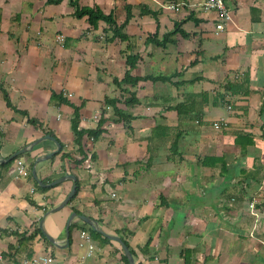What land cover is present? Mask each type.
I'll return each instance as SVG.
<instances>
[{"label": "crops", "instance_id": "1", "mask_svg": "<svg viewBox=\"0 0 264 264\" xmlns=\"http://www.w3.org/2000/svg\"><path fill=\"white\" fill-rule=\"evenodd\" d=\"M76 1L125 39L69 0H0V264H130L79 215L126 241L135 264H264V199L257 216L247 206L264 170V0H223L221 31L205 0ZM128 54L132 76L166 79L117 83ZM75 114L102 129L85 156Z\"/></svg>", "mask_w": 264, "mask_h": 264}, {"label": "trees", "instance_id": "2", "mask_svg": "<svg viewBox=\"0 0 264 264\" xmlns=\"http://www.w3.org/2000/svg\"><path fill=\"white\" fill-rule=\"evenodd\" d=\"M48 1H59V0H48ZM70 3L75 7L74 10V15L78 16V17H82V16H87L89 23L92 26H95L97 21L102 19L105 20L106 22H108L110 24V26H113V34L116 36H119L121 39H125V35L122 34L120 32L119 27L116 26V23L114 21V19L112 18L111 15L109 14H104L102 13L101 10L97 9V8H92L89 6H79L76 0H69ZM180 23H176L175 25V30L176 31H180L183 35H185V32L180 30L179 27ZM167 37V36H166ZM165 38V36H164ZM138 61V57L137 55H131L128 54L126 57V63H127V69L126 72L123 76L122 79L120 80H116L117 83H132V84H136L139 80H146V79H166L164 76H149V75H145V76H132L131 75V69L134 68L137 64ZM241 84H236V83H230L227 84V87L230 88L232 91H239V87ZM133 95V94H132ZM55 96L52 95V98H54ZM4 98L8 104V106H11V103L9 101V98L7 97V95L4 93ZM125 99V102L127 103L129 100ZM119 101L118 98L116 99H108V105L112 106L113 111L120 116L122 119H124L125 121H127L130 117V114L126 113L124 110H122L118 105L117 102ZM78 116L77 114L74 115L73 119H72V130L74 132L75 138L74 141L77 145V148L80 152V154L85 156V150H84V144H85V136H92L94 139L98 136V134L100 133V131L102 130L100 127H96L95 129H83V128H79L78 126ZM30 122H32L33 124H38L37 121L35 119H30ZM83 161V159H79V163ZM78 189V183L76 184V191ZM75 191V192H76ZM39 231V229H38ZM90 234L92 237H99L100 240H102V242H106L108 241V238H106L105 236H102L100 232L96 231L95 229H92L90 231ZM34 233L29 234V235H21V240L23 241H27L31 238H33ZM125 243L127 244V242L125 241ZM128 245V244H127ZM131 253L133 255H135V251L130 248V246L128 245ZM123 260L128 263L127 257L125 255H122Z\"/></svg>", "mask_w": 264, "mask_h": 264}, {"label": "built area", "instance_id": "3", "mask_svg": "<svg viewBox=\"0 0 264 264\" xmlns=\"http://www.w3.org/2000/svg\"><path fill=\"white\" fill-rule=\"evenodd\" d=\"M182 2L179 3H171L168 7L170 8H178L179 5H182ZM203 7L204 9H215L218 12V16L220 18V21L218 23H216L215 25V29L216 31H221L224 28V23L222 22V20H230V15L225 7L224 1L223 0H205L203 2ZM64 38V35L62 33H59L58 35H56V40L58 42H61ZM68 96H70L71 94L68 93ZM99 117V115H94V118L97 119ZM224 122L223 120L220 121H215L213 123L214 128H220ZM89 141H93L94 138L92 136H88L87 137ZM16 170L18 175L20 176H26L27 175V169L23 163L22 160H17V165H16ZM262 199H264V170L260 179V183L259 186L255 192V194L251 197V199L248 202V211L250 212L251 215L257 216V204L258 202H260ZM234 200L233 197H231L229 199V203H232V201ZM80 236L81 238H83L88 244H89V248H92L93 244H92V240L91 237L89 235L88 232L86 231H81L80 232ZM1 258V256H0ZM23 264H55V258L53 255L51 254H45V255H40L37 257H33L30 260H27L25 262H23Z\"/></svg>", "mask_w": 264, "mask_h": 264}, {"label": "water", "instance_id": "4", "mask_svg": "<svg viewBox=\"0 0 264 264\" xmlns=\"http://www.w3.org/2000/svg\"><path fill=\"white\" fill-rule=\"evenodd\" d=\"M76 189V185L73 186L72 190L70 191L69 195L67 196V198L63 201V203H61L60 206L58 207H55L54 209L50 210L49 212H52V211H55L57 209H59V207H62L63 205H65L68 200L71 198V196L73 195L74 191ZM48 212V213H49ZM74 215H76L74 213ZM84 221L90 223V224H93L94 225V228L99 231L100 233H102L103 235L107 236L108 238L110 239H114L116 241H118L120 244H121V247H122V250H123V253L124 255L127 257L128 261L130 264H135L134 262V258L128 248V246L121 240L120 237L116 236V235H111V234H107L105 233L102 229L98 228V225H97V222L94 220V219H91L90 217L88 216H85V215H79ZM47 236V235H46ZM48 237V236H47ZM49 239H51L50 237H48Z\"/></svg>", "mask_w": 264, "mask_h": 264}]
</instances>
